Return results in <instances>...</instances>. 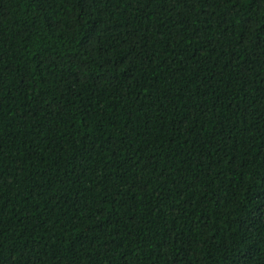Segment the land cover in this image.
<instances>
[{"label":"trees","instance_id":"1","mask_svg":"<svg viewBox=\"0 0 264 264\" xmlns=\"http://www.w3.org/2000/svg\"><path fill=\"white\" fill-rule=\"evenodd\" d=\"M0 264H264V0H0Z\"/></svg>","mask_w":264,"mask_h":264}]
</instances>
